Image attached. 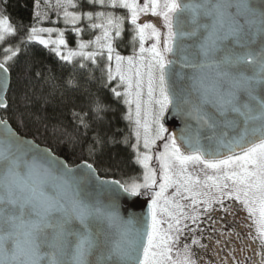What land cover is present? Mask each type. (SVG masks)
Listing matches in <instances>:
<instances>
[{"label":"snow or ice","instance_id":"6c2138e0","mask_svg":"<svg viewBox=\"0 0 264 264\" xmlns=\"http://www.w3.org/2000/svg\"><path fill=\"white\" fill-rule=\"evenodd\" d=\"M84 3L113 11H69L79 6L75 0H56V7L76 34L82 31L76 27L81 20H88L91 29H100L94 40H81L77 50L65 53L63 30L32 26L25 44L55 45L51 51L72 63L74 72L85 73L89 83L96 77L88 62L97 65L106 49L103 85L108 87L119 78L110 91L128 106L126 118L134 123L136 139L131 147L135 163L143 168V179L100 180L87 160L73 168L51 149L40 150L23 139L9 121L24 127L29 117H39L9 111L7 65L21 49L4 48L0 61V264H205L199 255L209 247L202 243V217L210 220L213 211L231 215L226 200L239 202L248 213L251 243L227 251L220 264H264V0ZM117 8L127 15H116ZM142 16L145 21L139 22ZM149 16L162 21V26ZM125 20L139 41L138 50L130 56L120 55L113 46L114 39L122 36ZM53 32H59L55 40L41 35ZM15 35L8 17L0 15V42ZM146 40L154 42L145 47ZM89 46L96 50L86 51ZM66 84L79 87L73 79ZM25 100L31 103L27 94ZM109 108L99 96L91 101L98 122H103ZM166 114L184 120L179 134L166 128ZM189 121H195L196 127ZM80 123L90 127L83 117ZM158 141L163 142L162 150L154 153ZM109 142L120 141L98 132L88 145L89 154L102 151ZM154 159L159 171L150 164ZM93 179L98 188L90 191L87 185ZM169 189H173L170 195ZM142 195L151 196L146 215L125 219L118 210L119 198L134 200ZM224 235L219 233L221 238ZM188 237L191 242L182 243ZM232 238L229 231L226 248ZM235 238H240L239 233ZM221 243L222 239L215 240L218 258ZM247 248L252 256L245 255Z\"/></svg>","mask_w":264,"mask_h":264},{"label":"trees","instance_id":"16d2710c","mask_svg":"<svg viewBox=\"0 0 264 264\" xmlns=\"http://www.w3.org/2000/svg\"><path fill=\"white\" fill-rule=\"evenodd\" d=\"M49 1L53 5L48 9L41 4L38 7L37 0H0V15L7 16L9 23L16 29L15 36L0 42V61L6 54L4 48L21 49L18 57L7 65L11 77L6 96L9 111L32 112L39 117H29L24 127H17L14 121L9 122L19 135L48 147L70 166L87 160L100 176L121 182L130 178L138 179L142 170L135 163V151L131 147L134 138L126 118V108L120 98L112 95L110 88L113 83L108 87L103 85L106 80L104 65L101 62L97 65L88 62L89 69H94L96 77L89 83L84 79L85 73L74 72V65L61 61L50 48L34 41L25 44L30 28L38 24L36 16L39 10L43 15L41 25L58 24L63 18L62 10L57 9L55 0ZM75 3L79 6L69 8V11L93 9L85 6L84 0H75ZM128 33L127 30L119 41L122 50H126ZM75 61L79 62V59ZM69 79L75 80L79 87L68 86L66 81ZM25 94L30 104L25 100ZM95 96L101 97L110 106L102 123L94 119L91 111V101ZM81 117L90 127L85 128L80 123ZM98 132L120 142L106 143L102 151L90 155L88 145L93 143Z\"/></svg>","mask_w":264,"mask_h":264},{"label":"rangeland","instance_id":"374dc122","mask_svg":"<svg viewBox=\"0 0 264 264\" xmlns=\"http://www.w3.org/2000/svg\"><path fill=\"white\" fill-rule=\"evenodd\" d=\"M141 2H142V0H141ZM54 3L56 4V0L54 1ZM39 4H41V6L44 8V7H46V8H50V6L51 5H53V4H51L50 3V1L49 0H43V1H41V3H39ZM45 8V9H46ZM87 11H93V13H95V12H97V11H105V12H111V11H113V9H111V8H106V7H102V6H99V5H97V6H95V7H93V9H89V10H87ZM38 12H40V10L38 11ZM80 12H83V11H80ZM123 12H126L125 10H122V9H119V8H117L116 10H115V14L116 15H124L123 14ZM41 13V12H40ZM79 13V12H78ZM127 15V13L125 14V16ZM143 17V16H142ZM43 18V15H42V13H41V17L38 19L37 18V16H36V21L38 22V24L35 26V27H38V28H40V27H45V28H56V29H60V30H63L64 31V38H65V40H66V42H67V47L65 48V47H63L62 46V51H64L65 53L69 50V49H72V50H77L78 49V42L79 41H81V40H83V41H89V40H94L95 39V37L97 36V35H100L101 34V30L100 29H91L90 27H88V25H89V21L88 20H81V21H78V23H77V25H76V27H80L81 29H82V31H81V33L78 35V34H76L75 32H73L71 29H72V25H66L65 23H64V19L63 18H61L60 20H59V22H58V24H54V25H47V26H44V25H41L40 23H41V21L43 20L42 19ZM126 21H128V20H126ZM92 22H97V21H95V19L92 21ZM127 23V24H126ZM126 23H124V31H123V33H122V36H123V34L128 30V41H127V47H126V50H122L121 48H120V43H119V41L121 40V38H122V36L121 37H119V38H115L114 39V41H113V46H114V48H115V52H118L120 55H122V56H130V55H132L133 54V50L135 49V50H138V48H139V41H138V38H135V34H134V32L131 30L132 29V26L130 25V22L128 21V22H126ZM158 26V25H157ZM160 26H162V21H161V25ZM160 26H158V27H160ZM163 30V29H162ZM72 31V32H71ZM69 32L71 33V36L69 35ZM41 35L45 38V39H48V38H51V39H53V40H55L58 36H59V32H53V33H51V34H49V33H41ZM70 36V37H69ZM34 42H36V41H34ZM154 41H152V40H146L145 41V47H150L151 46V43H153ZM38 43V42H37ZM44 46V45H43ZM52 47H55V45H50V46H48V48H52ZM86 51H94V50H96L95 48H94V46H89L87 49H85ZM115 52L113 53V60L111 61V66H112V69H113V73H115ZM75 59H79L80 60V58L79 57H76V58H74V60ZM98 62H101L103 65H104V67L105 68H107V64H108V61H107V51H106V49H105V55L103 56V57H98L97 58V63ZM112 83H113V87H116L118 84H119V78L117 77L115 80H113L112 81ZM118 90H120V91H122L123 89L122 88H119ZM121 99V101H122V103H123V97H121L120 98ZM124 104V103H123ZM124 106H125V108H126V117H127V114H128V106L127 105H125L124 104ZM133 107V114H134V111H135V105H133L132 106ZM128 122H129V125H130V128H131V134H132V136H133V138H134V143L136 142V139H135V133H134V123H132V122H130L129 120H128ZM159 142V141H158ZM155 148H157V145L155 146ZM144 149H143V146H142V142H141V151H143ZM155 163H158L156 160H155ZM140 167H141V169H142V172H141V178L139 179V180H142L143 179V168H142V166L140 165ZM173 191V189H169V192H168V195H170L171 194V192ZM186 203H187V201H186ZM205 222L206 221H208V222H211V219L209 220V219H205L204 220ZM190 225H191V222L189 221L188 222ZM203 223V222H202ZM185 234H187V233H185ZM184 241L182 240V243H183ZM185 242H187V243H190L191 242V240L188 238V240L187 241H185Z\"/></svg>","mask_w":264,"mask_h":264},{"label":"flooded vegetation","instance_id":"af4514ba","mask_svg":"<svg viewBox=\"0 0 264 264\" xmlns=\"http://www.w3.org/2000/svg\"><path fill=\"white\" fill-rule=\"evenodd\" d=\"M162 141L157 142V148L153 149V152L162 150ZM151 166L157 168L159 171L158 163H155V159L150 162ZM142 170V169H141ZM142 172V171H141ZM141 176L138 177L140 179ZM145 196V195H143ZM149 201L151 199L150 195H147ZM225 205H231L232 214L227 215L222 211H213L210 213L211 222L215 221V225H212L211 222L204 221L208 219V217H202V222L200 227L204 229L202 243L209 245L207 250L199 251V255L204 260L205 264H220V259L224 257L225 253L230 249H234L237 247H244L245 242L251 243V240L248 238L249 227L251 224V220L248 219V213L246 210H243L239 202L234 200H226ZM191 226V225H190ZM212 227L216 228V231H212ZM229 231H233V238L231 241H228L227 248L225 247L224 241L227 240ZM253 235L255 234V228L251 229ZM223 232L225 235L223 238L219 236V233ZM235 233H239L240 238H235ZM187 236V234H185ZM197 237L200 238V233L198 232ZM210 237V239H209ZM191 240V237H188ZM222 239V243L219 246L223 251L219 252V258L217 257V246L215 245L216 239ZM188 240V239H187ZM184 241V240H183ZM185 242V241H184ZM246 256H252V249L247 248L245 251ZM258 259V257H256Z\"/></svg>","mask_w":264,"mask_h":264},{"label":"water","instance_id":"95a60500","mask_svg":"<svg viewBox=\"0 0 264 264\" xmlns=\"http://www.w3.org/2000/svg\"><path fill=\"white\" fill-rule=\"evenodd\" d=\"M147 19L151 20V22H153V23H157L158 26L161 25V21L158 22L157 18H155V17L149 16V17H147ZM144 21H145V17H141V20L139 22H144ZM7 93H6V96H7ZM166 116H167V119L165 121V126H166V128H168V131L169 132L175 131L177 134H179L180 129L184 127V120L182 118H180V117H177V116H174V115H171V114H166ZM189 122L192 124L193 128L196 127L195 121H189ZM207 134H209V133H207V132L202 133V135H207ZM21 137L23 139H25L26 141H29L32 144H35L36 146H38V149H40V150L49 149L46 146H42V145L37 144L32 139L26 138L24 136H21ZM61 159L64 160L63 158H61ZM83 162H80V163H78L76 165H73V166H70L69 164L68 165L70 167H73V168H75L77 165H80L82 167L83 166ZM96 176L99 177L100 180H109V181L110 180H116V179H113V178H106V177L100 176L97 170H96ZM87 188L90 191L94 190V189H97L98 188L97 181L95 179L91 180V182L87 185ZM148 201H149L148 197H145L143 195L138 197V198H136V199H134V200H130V199L125 198V197H120L119 201H118V210H119L120 214L125 219H128L130 217L144 216L147 213V202ZM105 202L107 203V200H105Z\"/></svg>","mask_w":264,"mask_h":264}]
</instances>
